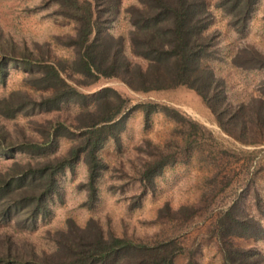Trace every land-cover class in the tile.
Here are the masks:
<instances>
[{"label": "trees", "instance_id": "obj_1", "mask_svg": "<svg viewBox=\"0 0 264 264\" xmlns=\"http://www.w3.org/2000/svg\"><path fill=\"white\" fill-rule=\"evenodd\" d=\"M257 1L134 0L121 7V0H40L36 8L71 22L70 32L27 42L0 27V84L8 68L17 67L29 89L0 97V155L11 160L0 170V264H175V256L184 250L175 234L138 241L104 228L92 217L82 225L67 218L62 229L45 230L43 238L50 248L17 234L34 230L36 222L49 215L51 197L59 198L57 175L72 172L79 160L85 166L83 204L94 205L96 180L107 167L97 153L107 140L118 145L133 110H140L145 125L156 112L172 119L188 146L193 142L227 151L207 128L169 103L154 99L133 103L128 94L108 86L82 91L101 79H118L129 91L140 93L186 88L200 99L221 132L243 145L262 143L264 74L256 88L260 96L230 101L217 62L227 59L233 67L264 73V48L246 43L227 50V56L219 31L210 29L215 9L226 27L242 34ZM120 14L128 28L114 36L110 28ZM53 44L65 49L66 56H57ZM49 113L51 117L43 121L36 118ZM18 115L25 124L14 122ZM4 120L13 121V134ZM58 138L69 145L54 155ZM158 148L138 171L139 195L146 187L153 189L154 178L170 163L169 153ZM15 153L25 155V160L15 159ZM195 212V206L172 209L165 202L157 208L156 220L172 227ZM210 227L222 264H264L260 254L232 242V238H261L263 228L256 219L242 216L232 204L216 213ZM187 264H195L191 256Z\"/></svg>", "mask_w": 264, "mask_h": 264}, {"label": "rangeland", "instance_id": "obj_2", "mask_svg": "<svg viewBox=\"0 0 264 264\" xmlns=\"http://www.w3.org/2000/svg\"><path fill=\"white\" fill-rule=\"evenodd\" d=\"M39 1L0 0L2 31L27 42L50 40L52 34L71 31L72 23L68 20L48 16L47 11L36 8ZM132 1L121 0V7ZM207 1L212 4L214 0ZM213 15L210 29L219 31V43L227 56V50L231 52L246 43L264 48V0L256 2L247 29L242 34H236L226 27L225 18L217 10L213 9ZM127 28L128 23L120 14L110 32L115 36L124 33ZM53 47L57 56H66L65 49L55 44ZM217 73L227 80L230 101L259 95L256 88L264 74L262 71L236 68L227 59H222L217 62ZM22 78L20 68L9 67L4 83L0 84V97L13 90H29ZM104 86L125 92L133 103L154 99L175 106L207 128L211 137L219 143L217 145L227 151L221 153L216 148L209 150L207 145L197 147L193 142L188 146L172 119L156 112L145 125L140 110H133L120 132L118 145L107 140L97 153L107 167L96 180L97 199L94 205L88 208L83 204L86 192L81 184L85 180V166L79 160L72 172L64 170L57 175L59 198L55 194L51 197L49 215L38 220L34 230L27 233L25 230L19 231L17 235L50 248V242L43 238L45 230L62 229L67 218L82 225L92 217L97 218L104 228L108 226L116 234H125L138 241H151L163 235L175 234L184 246L183 252L175 256V264H187V256H191L195 264H222L210 227L218 211L233 204L242 216L256 219L264 233V135L262 143L253 145L234 141L219 130L200 99L183 87L140 93L129 91L118 79L109 78L101 79L82 91L88 93ZM260 97L264 100V94ZM69 110L73 111V108ZM47 117H51V113L40 114L36 118L43 121ZM3 122L13 134V121ZM14 122L18 126L26 123L19 115ZM68 145V140L58 138L53 148L54 155L63 153ZM155 146L169 153L170 163L154 178L153 189L146 187L139 195L142 187L138 171L142 164L156 156V151H152ZM14 157L20 161L26 158L17 153ZM10 162L0 155V170ZM135 195L139 197L135 198ZM165 202L172 209L180 205L195 206L196 212L192 217L169 227L170 224L164 220H156L157 208ZM1 229L3 224H0ZM232 242L257 252L264 261V234L259 239L232 238Z\"/></svg>", "mask_w": 264, "mask_h": 264}]
</instances>
